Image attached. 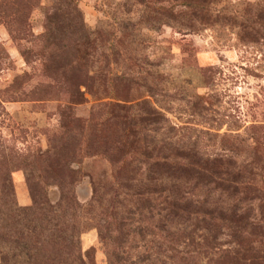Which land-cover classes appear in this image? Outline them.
Masks as SVG:
<instances>
[{"label": "rangeland", "instance_id": "obj_1", "mask_svg": "<svg viewBox=\"0 0 264 264\" xmlns=\"http://www.w3.org/2000/svg\"><path fill=\"white\" fill-rule=\"evenodd\" d=\"M123 99L157 115L137 130L152 147L232 162L253 179L262 199L194 195L237 207L256 227L243 240L232 226L213 232L212 264L264 257V0H0V223L33 200L58 208L42 222L47 264L67 254L84 264H207L192 261L187 237L167 242L163 205L150 214L117 189L113 149L130 140L111 106ZM58 163L70 172L63 184ZM54 224L69 228L72 249Z\"/></svg>", "mask_w": 264, "mask_h": 264}, {"label": "trees", "instance_id": "obj_2", "mask_svg": "<svg viewBox=\"0 0 264 264\" xmlns=\"http://www.w3.org/2000/svg\"><path fill=\"white\" fill-rule=\"evenodd\" d=\"M124 105H112V111H116L113 118L120 120L124 126V131L128 133L130 144L128 148L119 145L113 150L117 152V169L121 172V176L117 172V189L123 197L129 198L132 206L151 210L152 214L156 209L157 204L163 205V211L167 213L164 232L167 242L171 244L174 239H182L187 237L189 247L193 248L198 253L192 257L200 262L207 264L217 263L215 260L216 253L211 247L216 239L212 236L213 232H218L223 228L234 227L239 238L243 240V234L252 236L256 230L253 225L247 221L244 214H240L237 207L229 210L211 208L207 202H199L195 199L194 193L196 190L209 189L210 192H220L228 197L251 196V200H259L263 197L258 195L260 190L255 189L253 179L246 177L241 168L237 169L231 162L223 160L205 159L200 157L195 152L182 148H166V151L152 147L137 131L139 128L145 129L147 125L156 122L155 113L143 112L139 107L126 105L129 102L127 99L122 100ZM112 151V147L109 146ZM145 166V176L139 175L141 167ZM59 167L60 164L58 163ZM60 166L54 180L59 184L70 175L68 169ZM261 194V193H260ZM65 202L70 203L69 197H63ZM133 200V201H132ZM246 199H242L244 202ZM58 208H53L50 205L41 207L38 201L33 200L31 208H14L12 223L9 225L0 223V264H47L39 258V240L43 234L42 222L46 221L45 214H56ZM60 212V211H59ZM125 214L130 215L127 211ZM39 217H43L42 219ZM129 217H119L120 223L125 226V220ZM0 220L2 218L0 217ZM178 224H188L191 226V231L184 235L183 231L172 232L173 222ZM52 234H58L59 244L66 249H72L73 240L65 238L69 228L67 226L54 224L52 225ZM200 230V232L196 230ZM61 235H63L61 237ZM9 238V240L7 239ZM177 241V240H176ZM243 244V241H238ZM175 246V243H173ZM42 247V246H41ZM40 247V248H41ZM251 250V249H250ZM249 250L248 253H251ZM251 256L243 258L242 264H264V257ZM237 251L236 256L238 257ZM69 255L58 264H84L80 255ZM225 255L219 256V264L221 261L227 262ZM227 256V254H226ZM240 259V257H239ZM239 259L235 264H239Z\"/></svg>", "mask_w": 264, "mask_h": 264}]
</instances>
